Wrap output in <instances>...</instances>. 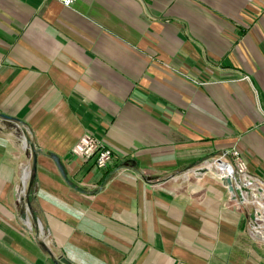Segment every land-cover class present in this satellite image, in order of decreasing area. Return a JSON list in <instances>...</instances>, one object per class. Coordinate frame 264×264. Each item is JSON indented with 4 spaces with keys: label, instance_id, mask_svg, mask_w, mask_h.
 <instances>
[{
    "label": "crops",
    "instance_id": "0c3cea01",
    "mask_svg": "<svg viewBox=\"0 0 264 264\" xmlns=\"http://www.w3.org/2000/svg\"><path fill=\"white\" fill-rule=\"evenodd\" d=\"M0 112V264H264V0H0Z\"/></svg>",
    "mask_w": 264,
    "mask_h": 264
},
{
    "label": "built area",
    "instance_id": "2783aa9c",
    "mask_svg": "<svg viewBox=\"0 0 264 264\" xmlns=\"http://www.w3.org/2000/svg\"><path fill=\"white\" fill-rule=\"evenodd\" d=\"M57 1L63 5H71L76 0ZM71 152L82 158L92 159L96 168H105L114 160L115 157H117L110 147L104 145L101 141L89 134L82 135L71 148ZM220 161L227 162L231 172L237 174L242 182H247V187L250 189L264 187L263 181H259V183L255 185L253 176L247 171L246 164L237 150L234 149L230 152H224L220 157L214 159L215 163L218 162L219 164ZM24 178L22 180H24ZM256 203L259 206V203L261 202L257 200ZM262 239L264 240L263 237Z\"/></svg>",
    "mask_w": 264,
    "mask_h": 264
},
{
    "label": "water",
    "instance_id": "95a60500",
    "mask_svg": "<svg viewBox=\"0 0 264 264\" xmlns=\"http://www.w3.org/2000/svg\"><path fill=\"white\" fill-rule=\"evenodd\" d=\"M0 120L6 122L8 124H12V125L14 124L15 126H18L22 130L25 144L28 145V147H29V157H30L29 183H28V190L24 194V198L26 199V203L29 204L30 203L29 190H30L32 183H33V178H34L33 176H34V171H35V167H36V150L34 147V143L30 139L26 129L22 126L21 121L19 119H16L15 117H12L10 115H7L5 113L0 112ZM219 163L221 166L228 168L227 162L220 161ZM207 169L208 168L204 165L199 166L196 169H194V174L198 176L200 173L205 172ZM220 180H221L222 184L224 186H226V188L230 194V197L232 199H238V201L240 203H243L246 199H248L247 197H249L252 193V190L249 187H247V182H242L240 177L235 173H231L229 175H224V176L220 177ZM256 191L264 193V190L261 187H258L256 189ZM15 196H17L16 193H15ZM259 206H262L261 203H259ZM256 215L258 216L259 219L264 220V212L262 213V212L258 211L256 213ZM249 216L252 219H254L255 213L253 211H251L249 213ZM60 261L63 264H71L70 261H68L64 257H61ZM55 264H59V263L57 261H55Z\"/></svg>",
    "mask_w": 264,
    "mask_h": 264
},
{
    "label": "rangeland",
    "instance_id": "374dc122",
    "mask_svg": "<svg viewBox=\"0 0 264 264\" xmlns=\"http://www.w3.org/2000/svg\"><path fill=\"white\" fill-rule=\"evenodd\" d=\"M210 162H212V161H210ZM216 168H217V171L215 172H212V174L213 175H218V177L220 178V177H222V176H224V175H229V174H231L232 172H231V169H228V168H225V167H223V166H221L220 165V163L216 166ZM212 170V169H211ZM213 171V170H212ZM26 179L28 180V177H29V170H28V172H26ZM24 180H25V178H24ZM23 180V181H24ZM220 180V179H219ZM262 189L264 190V187H262ZM252 190V193H251V195L249 196V197H247L248 199H246L247 201H250V198L252 197V194H253V189H251ZM262 193V192H261ZM259 198V197H258ZM258 198H256L255 200H257ZM252 200V199H251ZM259 200V199H258ZM262 203V202H261ZM246 204H249V205H254V203H246ZM258 206V205H257ZM259 208H258V211L259 212H264V202L262 203V206H258ZM257 219H259L258 217H256ZM260 220V222H259V224H257L256 223V225H255V227H257L258 228V226H260V228H258V229H263L264 230V220H262V219H259ZM262 224V225H261ZM262 226V227H261ZM263 238H264V235H261ZM260 236V237H261Z\"/></svg>",
    "mask_w": 264,
    "mask_h": 264
},
{
    "label": "bare ground",
    "instance_id": "6f19581e",
    "mask_svg": "<svg viewBox=\"0 0 264 264\" xmlns=\"http://www.w3.org/2000/svg\"><path fill=\"white\" fill-rule=\"evenodd\" d=\"M228 169H230V168L228 167Z\"/></svg>",
    "mask_w": 264,
    "mask_h": 264
}]
</instances>
